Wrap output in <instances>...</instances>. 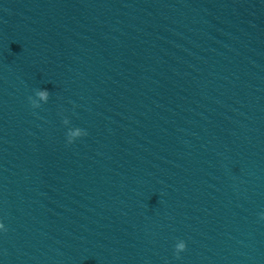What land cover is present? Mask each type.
Returning a JSON list of instances; mask_svg holds the SVG:
<instances>
[{
    "label": "clouds",
    "instance_id": "clouds-1",
    "mask_svg": "<svg viewBox=\"0 0 264 264\" xmlns=\"http://www.w3.org/2000/svg\"><path fill=\"white\" fill-rule=\"evenodd\" d=\"M38 95L40 96L41 99L47 101L49 99L50 93L47 90H43V91H40L38 93ZM63 123L66 125V124L69 123V121L67 119H65L63 121ZM85 135H87L86 130H83V129H80V128H75V131H73L71 133L67 132V142L69 144H71V143L74 142V140L76 138H79V137H82V136H85ZM262 218H264V214H262ZM0 230H4L5 232L7 231L5 225L2 222H0ZM185 250H186V243L184 241H182V240L179 241L175 245V254H176L177 258H179V253L183 252Z\"/></svg>",
    "mask_w": 264,
    "mask_h": 264
}]
</instances>
